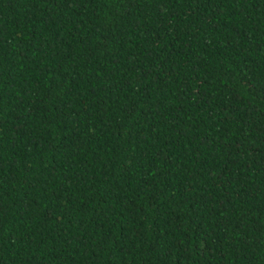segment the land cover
<instances>
[{
  "label": "trees",
  "instance_id": "obj_1",
  "mask_svg": "<svg viewBox=\"0 0 264 264\" xmlns=\"http://www.w3.org/2000/svg\"><path fill=\"white\" fill-rule=\"evenodd\" d=\"M0 264H264V0H0Z\"/></svg>",
  "mask_w": 264,
  "mask_h": 264
}]
</instances>
